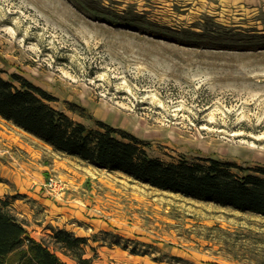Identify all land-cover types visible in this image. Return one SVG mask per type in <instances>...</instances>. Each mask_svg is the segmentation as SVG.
Returning a JSON list of instances; mask_svg holds the SVG:
<instances>
[{"label": "rangeland", "instance_id": "374dc122", "mask_svg": "<svg viewBox=\"0 0 264 264\" xmlns=\"http://www.w3.org/2000/svg\"><path fill=\"white\" fill-rule=\"evenodd\" d=\"M0 68L74 120L94 125L71 102L145 140L149 155L264 165V0H0ZM6 164L36 171L26 190L9 182L11 211L67 264L50 227L87 237L93 264H264L263 215L99 168L0 117ZM51 176L58 191L43 186Z\"/></svg>", "mask_w": 264, "mask_h": 264}, {"label": "trees", "instance_id": "16d2710c", "mask_svg": "<svg viewBox=\"0 0 264 264\" xmlns=\"http://www.w3.org/2000/svg\"><path fill=\"white\" fill-rule=\"evenodd\" d=\"M3 72L0 68V117L53 150L121 171L162 190L264 216V165L243 166L211 156L163 160L148 154V142L94 117L84 106L71 102L70 109L94 125L74 120L50 105L54 95L19 73L12 71L4 77ZM49 236L55 248L75 264H93L92 256H86L87 237L65 228H52ZM25 242L26 248L8 262L6 257ZM0 264L67 263L48 245L30 237L9 201L0 197Z\"/></svg>", "mask_w": 264, "mask_h": 264}, {"label": "crops", "instance_id": "0c3cea01", "mask_svg": "<svg viewBox=\"0 0 264 264\" xmlns=\"http://www.w3.org/2000/svg\"><path fill=\"white\" fill-rule=\"evenodd\" d=\"M14 127L18 128V129H21V128L15 126V125H14ZM23 132H25L26 134H28L30 136H33V135L29 134L28 132H26L24 130H23ZM8 136L13 138L15 135L11 134V135H8ZM33 137H35V136H33ZM36 139L41 141L44 145L52 148L50 145H48L47 143L43 142L42 140H40L38 138H36ZM8 143L9 144H13L12 139H9ZM62 154H65V153H62ZM65 155H68V154H65ZM68 156H71V155H68ZM72 157H75V156H72ZM9 163L13 164V162H9ZM4 166H5L4 169L0 168V172L5 176V177H3V180L0 181V183L2 184V185H0V188H1L2 192H5L6 194H2V195H0V197L3 198V199H7L9 201V205L11 206L12 204H14L15 201L18 200L19 195L17 194L16 190H12V189L8 188V185H11L9 182H16V184H18L17 186H20V187H22V188H24L26 190V188L28 189L29 186H31V187L34 186L35 181H33L32 178H33V174L36 173V171H33L32 168L30 167V165L24 167L23 170L14 169V168L10 167L7 164L4 165ZM35 179H37V178H35ZM37 180H39V179H37ZM26 192L35 195L30 190H28ZM52 228H56V227H50L48 233L51 232Z\"/></svg>", "mask_w": 264, "mask_h": 264}, {"label": "built area", "instance_id": "2783aa9c", "mask_svg": "<svg viewBox=\"0 0 264 264\" xmlns=\"http://www.w3.org/2000/svg\"><path fill=\"white\" fill-rule=\"evenodd\" d=\"M60 185L61 184L53 176L46 179L45 182L43 183L44 187H48L52 191H58Z\"/></svg>", "mask_w": 264, "mask_h": 264}]
</instances>
